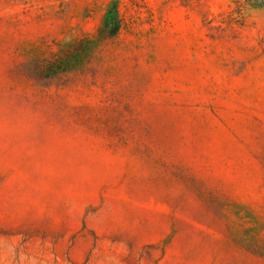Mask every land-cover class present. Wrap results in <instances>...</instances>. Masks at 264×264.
<instances>
[{
	"label": "rangeland",
	"instance_id": "obj_1",
	"mask_svg": "<svg viewBox=\"0 0 264 264\" xmlns=\"http://www.w3.org/2000/svg\"><path fill=\"white\" fill-rule=\"evenodd\" d=\"M0 264H264V0H0Z\"/></svg>",
	"mask_w": 264,
	"mask_h": 264
},
{
	"label": "trees",
	"instance_id": "obj_2",
	"mask_svg": "<svg viewBox=\"0 0 264 264\" xmlns=\"http://www.w3.org/2000/svg\"><path fill=\"white\" fill-rule=\"evenodd\" d=\"M119 18L117 14V6L116 3L113 2L110 9L107 11V14L104 19L105 28L109 29L110 33L115 34L119 28Z\"/></svg>",
	"mask_w": 264,
	"mask_h": 264
}]
</instances>
